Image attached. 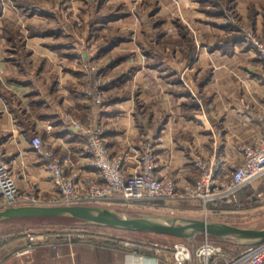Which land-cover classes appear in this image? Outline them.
Instances as JSON below:
<instances>
[{
	"label": "crops",
	"instance_id": "1",
	"mask_svg": "<svg viewBox=\"0 0 264 264\" xmlns=\"http://www.w3.org/2000/svg\"><path fill=\"white\" fill-rule=\"evenodd\" d=\"M109 1L95 3L93 17L60 10L56 19L49 13L28 18L35 20L33 29L42 31L28 34V47L14 11L0 16V39L6 43L0 50V144L23 192L34 183L41 197L54 194L49 172L31 144L35 134L45 146L69 155L70 166L82 177L94 176L82 156L84 137L67 114L103 125L111 151L127 153L129 168L133 148L151 141L157 174L179 182L194 180L193 161L213 151L227 163H239L237 146L263 132L264 81L255 50L240 31L247 25L264 38V0H226L238 24L227 23L220 11L202 9L201 0H164L155 12L163 32L157 24L145 30L146 21L129 9L119 16L110 8L101 12ZM74 4L79 12L81 3ZM126 28L131 31H122ZM94 58L104 75L102 105L84 94L87 79L94 80L86 76L85 62ZM26 243L23 236L17 247L0 246V264H127L129 253L120 239L98 233L48 237L37 241L28 256H15L13 249Z\"/></svg>",
	"mask_w": 264,
	"mask_h": 264
},
{
	"label": "built area",
	"instance_id": "2",
	"mask_svg": "<svg viewBox=\"0 0 264 264\" xmlns=\"http://www.w3.org/2000/svg\"><path fill=\"white\" fill-rule=\"evenodd\" d=\"M259 40L252 37L251 42L262 64L261 78L264 81V42ZM85 94L91 102L102 100L100 92L94 93L91 86H88ZM67 119L73 129L84 137L82 156L92 165L94 176L82 177L80 172L70 166L69 155H60L53 147L45 146L41 135L35 134L31 144L49 172L54 194L49 198L41 197L34 183L23 192L18 187L13 166L4 157L0 144V208L28 203L110 205L151 200H197L207 213L208 204L222 203L225 199L238 201L239 190L264 177V129L258 138L237 146L242 154L239 163H227L213 151L208 157L198 156L193 161L197 172L194 180L179 182L157 174L158 164L151 141L143 140L138 147L133 148L134 164L129 168L127 153L111 151L103 125L95 124L91 119L82 121L73 114H67ZM25 238L27 243L15 252L17 257L28 256L36 249V242L47 239L48 235L29 231ZM124 244L129 245V242ZM154 246L158 255L132 249L127 254V264H264V241L230 251L221 243L204 236L200 243L193 246L185 241L175 242L168 255L164 254L166 247L158 244Z\"/></svg>",
	"mask_w": 264,
	"mask_h": 264
},
{
	"label": "rangeland",
	"instance_id": "3",
	"mask_svg": "<svg viewBox=\"0 0 264 264\" xmlns=\"http://www.w3.org/2000/svg\"><path fill=\"white\" fill-rule=\"evenodd\" d=\"M102 0H0V16L4 17L7 14L6 10L9 9L16 15H14L19 20V28L18 31L22 34V41L26 46L28 34L31 33L33 28L31 27V23H33L36 18L43 17V15L48 14L51 15L53 19L59 16L60 10H63L67 14V16H76L78 17V13L82 16L93 17V10L95 3H99ZM106 1V0H105ZM164 0H110L107 3H103L102 11L107 13V9L110 8L111 14L122 13L123 10L126 12L127 9L135 13L142 21H146L144 26L145 30L153 29L152 22L158 21L160 19V15L155 16V12L157 11L156 7L159 2ZM173 1V0H172ZM176 1V0H175ZM81 3V7L76 12V5L74 3ZM131 2V3H130ZM226 0H206V2L201 1L200 6L204 10H208L210 13H214L215 11H220L222 17H224L227 23L238 24L239 17L235 13L232 7H228L229 4L225 3ZM62 3L61 7L59 4ZM64 5V7H63ZM109 5V6H108ZM156 9V10H155ZM214 11V12H213ZM150 13V15H149ZM13 16V17H14ZM159 16V17H158ZM84 17V16H83ZM157 17V18H155ZM35 19L32 22L27 19ZM145 18V20H144ZM17 20V21H18ZM128 23V22H127ZM148 23V24H147ZM159 23V22H158ZM157 23L158 31L164 30L163 23ZM181 29L188 30L187 25L183 24L181 21L178 23L175 20ZM151 24V25H150ZM41 25H44L41 23ZM132 25V22L131 24ZM133 25H137V23H133ZM150 25V26H149ZM29 26V28H28ZM242 30L240 32L243 33L244 36L248 37L250 44L252 45V37L260 39L259 41L264 42V38L253 31L247 25L242 26ZM138 25L136 26V29ZM0 31L2 32L1 28ZM121 31V30H120ZM124 32L131 31L126 28V30H122ZM189 31V30H188ZM4 32V30H3ZM11 32V31H10ZM117 32V31H116ZM195 32V33H194ZM193 35L197 36V32L194 31ZM19 42V40H18ZM169 43V41L167 42ZM198 44V43H197ZM6 43L4 40L0 39V50L4 49ZM17 47L20 46V43H17ZM28 47V46H26ZM253 47V45H252ZM31 48V46H29ZM255 50V49H254ZM4 52V51H3ZM256 53V51H255ZM257 61L260 65V73L262 74V64L258 58L256 53ZM94 61H87L85 65L87 67L86 76H93L94 80L90 78L87 79V85L84 88L85 91L88 89V86H91L94 93L100 92L102 95V100L98 103V105H102L104 100V87L101 86L102 80L104 79V75L98 71L100 68L98 66L99 61L94 58ZM86 71V70H85ZM86 95V94H85ZM90 99V98H89ZM241 198L239 205L236 207H232L230 209H223L220 211H212L211 203L207 206V213H205L204 206L200 201L197 200H186V201H164L160 200L162 204L154 205L152 203H148L146 201H137V202H117L111 203L108 206L115 207L123 212L131 213V214H139V213H159V214H169V215H179L186 217H194V218H207L209 220L216 221H225L233 224L248 226V227H259L264 225V177L254 181L252 184H249L242 188L241 194L238 195ZM239 199V198H238ZM221 204V203H220ZM219 204V205H220ZM103 205H107L104 204ZM53 221H57L60 219H51ZM42 224L39 221L29 220V219H21L15 220L11 222H3L0 223V246H7L8 248L17 247L19 240L29 231L35 233H43L41 232ZM83 230L90 232L91 234H101V235H110L112 237L120 239L122 243L129 242V245H125L129 247V251L132 249H136L138 242H152L153 245H160L164 248V254L168 255L171 246L177 241H184L178 237H172L167 235L146 233V232H133V231H123L110 227H101L95 225H84L80 226ZM37 229V230H36ZM40 229V230H39ZM39 231V232H37ZM70 237V236H69ZM204 236H198L195 240V244L200 243L203 240ZM213 240V239H212ZM13 241V242H12ZM221 243L227 250L236 251V249H242L243 246L237 247L234 243L222 242L219 240H215ZM12 242V243H11ZM186 242V241H185ZM190 244L189 242H186ZM14 245V246H13ZM24 247V246H23ZM22 247V248H23ZM20 248V249H22ZM153 251L156 253V246H153ZM20 249H13L18 251ZM12 252V251H10ZM14 252V255H15ZM158 255V253H156ZM164 255L163 253H160Z\"/></svg>",
	"mask_w": 264,
	"mask_h": 264
},
{
	"label": "water",
	"instance_id": "4",
	"mask_svg": "<svg viewBox=\"0 0 264 264\" xmlns=\"http://www.w3.org/2000/svg\"><path fill=\"white\" fill-rule=\"evenodd\" d=\"M25 219H67L75 225H95L123 231L178 237L191 246L198 236H207L237 247L264 241V225L248 227L225 221L159 213L131 214L98 203L19 204L0 208V223Z\"/></svg>",
	"mask_w": 264,
	"mask_h": 264
},
{
	"label": "trees",
	"instance_id": "5",
	"mask_svg": "<svg viewBox=\"0 0 264 264\" xmlns=\"http://www.w3.org/2000/svg\"><path fill=\"white\" fill-rule=\"evenodd\" d=\"M201 1H203V2L205 1L206 2V0H201ZM119 14H121V13L115 14L114 16H119ZM149 15H150V13H149ZM144 20H145V18H144ZM156 24H157V21L152 22V26H155ZM35 32H42V31H41V29H36V28L31 30V33H35ZM241 190H239L238 195L241 194ZM240 201H241V198L239 196L238 201L225 199L221 204L218 203V202H213V203H211V205H212L211 209L214 210V211H220V210H223L225 208L226 209H230L232 207H236L237 205H239ZM146 202L152 203L154 205L162 204V202L160 200H151V201H146ZM21 219H25V218H16V219H11V220H8V221H5V222H11V221L21 220ZM29 220H31V221L32 220L39 221L42 224L41 232L46 233L48 235V237H52V238H55V239L85 238L86 236L91 235L90 232L80 228V226H84V225H75V224H73V222L71 220H67V219H60V220H57V221L41 220V219H29ZM37 232H39V231H37ZM213 240L215 241L216 239H213ZM145 245H146L147 248H150V250L148 249V251H146L144 249ZM145 245H144L143 242H138L137 243L138 247H136V249L139 252L144 253V254H148V255L153 254L154 253L153 248H152L154 246L153 243L148 242V243H145Z\"/></svg>",
	"mask_w": 264,
	"mask_h": 264
}]
</instances>
